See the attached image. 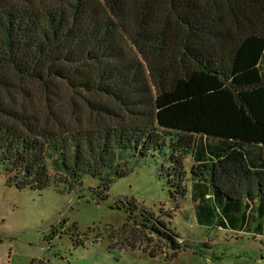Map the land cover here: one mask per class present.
<instances>
[{
    "label": "trees",
    "instance_id": "trees-1",
    "mask_svg": "<svg viewBox=\"0 0 264 264\" xmlns=\"http://www.w3.org/2000/svg\"><path fill=\"white\" fill-rule=\"evenodd\" d=\"M217 109L262 129L201 120ZM248 144L264 146V0H0V160L17 188L87 173L107 189L127 153L164 152L199 223L242 227L264 216Z\"/></svg>",
    "mask_w": 264,
    "mask_h": 264
},
{
    "label": "rangeland",
    "instance_id": "rangeland-1",
    "mask_svg": "<svg viewBox=\"0 0 264 264\" xmlns=\"http://www.w3.org/2000/svg\"><path fill=\"white\" fill-rule=\"evenodd\" d=\"M202 117L214 128L224 117L234 132L262 129L240 127L227 109ZM123 162L126 175L107 189L87 173L72 187L38 189L10 183L0 160V264H264V216L234 228L219 226L217 214L199 223L191 186L186 197L171 195L164 152L127 153ZM185 162L188 169L189 155ZM144 220L153 231L137 223ZM170 232L178 246L157 235Z\"/></svg>",
    "mask_w": 264,
    "mask_h": 264
},
{
    "label": "crops",
    "instance_id": "crops-1",
    "mask_svg": "<svg viewBox=\"0 0 264 264\" xmlns=\"http://www.w3.org/2000/svg\"><path fill=\"white\" fill-rule=\"evenodd\" d=\"M241 148H245L247 151L249 150V151H253L254 153H253V155H256L257 156V160H254V163H253V165H260V163L264 160V146H260V145H251V144H248L247 146H243V147H241ZM190 156V160L192 161V157H191V155H189ZM251 159L249 158V161H250ZM192 164V163H191ZM251 165H252V163H251ZM191 166V165H190ZM190 184H191V182H189V184H188V189H189V186H190ZM198 192V191H197ZM192 194V193H191ZM196 194V193H195ZM192 199V198H191ZM193 202H194V205H195V203L197 202V201H194V200H192Z\"/></svg>",
    "mask_w": 264,
    "mask_h": 264
}]
</instances>
